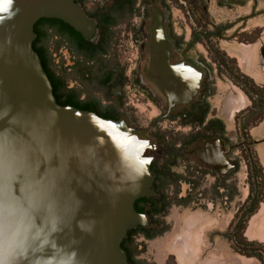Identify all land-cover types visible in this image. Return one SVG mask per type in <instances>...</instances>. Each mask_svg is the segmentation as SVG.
<instances>
[{"label": "flooded vegetation", "instance_id": "flooded-vegetation-1", "mask_svg": "<svg viewBox=\"0 0 264 264\" xmlns=\"http://www.w3.org/2000/svg\"><path fill=\"white\" fill-rule=\"evenodd\" d=\"M74 1L95 21L93 40L46 17L35 23L33 41L40 36L38 56L58 99L67 95L100 117L121 119L151 145L143 155L150 158L153 195L143 209L141 203L135 209L145 215L146 224L122 240L128 262L144 264L139 257L146 253L143 242L156 243L168 234L167 210L206 209L202 179L209 173L222 213L235 208L225 231L214 235L226 237L236 254L263 252V244L242 235L247 220L264 203V169L257 154L264 142V83L253 77L241 48L264 32V25H248L264 16L258 0H92L91 7L84 0ZM154 27L160 28L166 45L165 65L172 75L166 91L171 101L154 79L153 73L160 70L154 64ZM260 47L264 57V42ZM232 51L239 54L243 67ZM179 98L182 101L175 102ZM262 127V138L256 139ZM199 141H205L202 155L208 160L194 153ZM246 175V207L237 217V181L244 183ZM241 256L260 264L255 257ZM169 258L177 264L172 254L164 264ZM151 261L156 264L153 256Z\"/></svg>", "mask_w": 264, "mask_h": 264}, {"label": "water", "instance_id": "water-1", "mask_svg": "<svg viewBox=\"0 0 264 264\" xmlns=\"http://www.w3.org/2000/svg\"><path fill=\"white\" fill-rule=\"evenodd\" d=\"M46 17L96 36L74 0H0V264H130L120 244L146 224L134 202L153 195L151 145L121 119L56 102L32 48ZM153 29L154 79L171 101L166 45ZM204 143L194 153L208 160Z\"/></svg>", "mask_w": 264, "mask_h": 264}, {"label": "rangeland", "instance_id": "rangeland-1", "mask_svg": "<svg viewBox=\"0 0 264 264\" xmlns=\"http://www.w3.org/2000/svg\"><path fill=\"white\" fill-rule=\"evenodd\" d=\"M92 0H84L85 4L91 7ZM102 2L99 0L98 3ZM258 9H264V0H258ZM177 11H174V16L177 17ZM258 19L249 21L250 29H256L258 26L264 25V16L257 17ZM119 33L118 35H120ZM263 39H258L259 37ZM261 36H255V40L249 43L248 46L241 47L246 52L244 58L250 61V65L253 68V77L259 83H264V57L260 53V46L264 42V32ZM239 50L240 47H239ZM232 54L239 58L240 65L242 59L239 54L232 51ZM240 155L239 153L237 156ZM233 157V155H232ZM241 170L245 171V164L240 160ZM182 172L181 169H179ZM240 172V174L242 173ZM246 173V172H245ZM248 180L244 183L238 182V213L237 217L246 207V203L242 204V201L247 196L248 184L250 182V176L246 175ZM214 181L213 174H208L202 179V187L205 189L206 194V209H183L179 207H172L167 210L168 219L166 220L168 225V234L163 239L159 240L161 246L155 248L164 250V252H174L183 255V262L185 264H206L203 263L206 260H217V264H259L255 259H245L243 256L234 253L229 250L228 241L226 237H219L214 235L215 232L223 233L225 231V224L231 218L235 212L234 205L228 207L226 213H222L220 210L219 201L216 198V194L210 186ZM186 186H181V191H184ZM169 191V190H168ZM172 192V190L170 189ZM260 197L264 199V190L261 191ZM212 200V201H211ZM211 202L214 203L213 209H211ZM264 202V201H263ZM244 232V233H243ZM244 234L248 239L255 238L257 243L264 245V203H260L255 214L247 220L244 225ZM178 239V240H177ZM146 246V253L141 254L139 257L146 260L144 264H153L150 254L147 252L150 250V241L143 242ZM176 254V256H177ZM167 264H172V259L169 258Z\"/></svg>", "mask_w": 264, "mask_h": 264}, {"label": "trees", "instance_id": "trees-1", "mask_svg": "<svg viewBox=\"0 0 264 264\" xmlns=\"http://www.w3.org/2000/svg\"><path fill=\"white\" fill-rule=\"evenodd\" d=\"M41 19H39L38 21H40ZM68 28L72 31V33L76 34L79 36V33H77L76 31H74L69 25H67ZM40 38V36L38 38H36L35 41H33L32 43V48L33 50L38 53V55L41 56V52L40 50H38V48H36V44L38 42V39ZM81 38V37H80ZM53 93V96L56 100V102L59 104V105H70V106H73L77 109H80V110H86L84 109L83 107L79 106V105H76L74 104L72 101H71V98L68 97L67 95H63V99H58L57 96L55 95V87H54V92ZM150 201V198H140L138 200H136L134 202V208L137 209V205H139V203H141L140 205V209H143L145 207L146 204H148ZM145 203V204H144ZM131 233V230H129L127 232V234ZM127 236V235H126ZM121 247H122V242H121ZM239 254L241 255H244V256H247V257H255L257 258L259 261H260V264H264V251L263 252H257V251H252V252H245V251H241L239 252Z\"/></svg>", "mask_w": 264, "mask_h": 264}, {"label": "crops", "instance_id": "crops-1", "mask_svg": "<svg viewBox=\"0 0 264 264\" xmlns=\"http://www.w3.org/2000/svg\"><path fill=\"white\" fill-rule=\"evenodd\" d=\"M263 133V127L258 129L255 134H254V137L256 139H261V135ZM258 158L261 162V165L264 169V142L260 144V148L258 150ZM157 242L156 243H153V242H150V250L147 252V254H150L151 256H153V262H155L156 264H164V260H165V257L168 255V254H172V255H175L177 253H174V252H164V250H162V248L160 250L156 249L155 251H153L154 248H157L159 246H161V242L156 240ZM183 258V255L178 253L177 256H176V260H177V264H185L182 260ZM245 258V257H244ZM247 259V258H245Z\"/></svg>", "mask_w": 264, "mask_h": 264}]
</instances>
